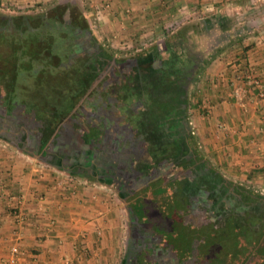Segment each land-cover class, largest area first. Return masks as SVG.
<instances>
[{
    "label": "crops",
    "instance_id": "0c3cea01",
    "mask_svg": "<svg viewBox=\"0 0 264 264\" xmlns=\"http://www.w3.org/2000/svg\"><path fill=\"white\" fill-rule=\"evenodd\" d=\"M6 9L18 11L6 13ZM70 19L85 21L86 28L78 31L87 33L80 36L115 60V69L137 64L134 57L126 56L131 49L133 55L161 54L162 61L167 52L175 54L170 46L176 41L166 40L173 32L186 47L185 64L201 71L196 74V87L200 85L193 114L196 125L191 122L210 168L228 185L251 184L258 193L264 191V101L254 98L248 83L257 78L264 88V0H0L4 123L24 134L40 132L39 139L46 140L42 149L56 147L61 135H70V142L77 135L88 147L111 146L112 154L123 158V144L112 140L118 138L117 131L124 133L127 124L124 96L111 93V85L102 77L91 82L79 79L78 72L73 73L76 67L68 70L70 64L63 56L58 59L50 45L57 24L64 20L71 28ZM25 33L36 42L24 45ZM100 38L109 42V48ZM159 60L153 59V66ZM236 89H242L240 100ZM114 96L119 100L115 102ZM105 110L113 119L106 117ZM111 186L57 169L0 139V264H6L11 245L21 251L17 264H206L212 260L197 252L199 245L203 247L202 238L196 237L190 214L177 212L172 223L164 219L167 208L175 204L171 196L145 193L136 205L132 199L120 201ZM241 189L244 192V186ZM241 196L247 203L253 200L248 193ZM118 202L139 222L137 235L143 228L149 231L144 240L153 241L148 247L151 254L142 256L143 250L132 241L131 224L121 221ZM126 204L133 206L131 211Z\"/></svg>",
    "mask_w": 264,
    "mask_h": 264
},
{
    "label": "flooded vegetation",
    "instance_id": "af4514ba",
    "mask_svg": "<svg viewBox=\"0 0 264 264\" xmlns=\"http://www.w3.org/2000/svg\"><path fill=\"white\" fill-rule=\"evenodd\" d=\"M61 18L65 19V16ZM69 22L71 28L66 26L64 20L60 21L54 42L50 39L54 55L58 59L64 57L70 64L68 70L76 67L73 73L78 72L79 79L82 76L84 81L91 82L102 77L111 85V93L124 96L123 113L127 124L124 133L117 131L119 136L112 141H121L118 144H123L125 155L123 158L121 154L113 155L109 150L111 146L102 150L88 147L86 143L78 141L77 135H73L74 142H70V135L65 134L61 135L60 141L56 139L60 143L55 145L61 147L50 145L42 149L46 140L44 137L39 139L40 132L21 133L10 127L9 123L5 124L6 119L3 120L1 116L0 139L57 169L113 185L120 201L123 198L132 199L138 205L144 200L145 193L171 196L175 203L173 210L179 216L183 211L190 214V223L197 230L196 237L200 235L204 239L202 235L212 229H222L228 219L235 224H244L245 218L249 217L256 227L259 226V213L255 214V211L263 207L264 199L258 197L247 203L241 196L244 193L242 189L228 185L212 170L194 143V132L189 127L187 113L196 69L185 66V61L179 62L182 70L180 76L172 65L167 67L163 62L152 67L150 72L153 74L150 73L149 77H145L138 64L115 69V60L98 51L94 42L80 36L86 31H78L82 29L79 21L70 19ZM30 41L36 42L34 38ZM162 58L160 54V61ZM113 99L116 102L119 97L114 96ZM4 100L0 99L3 111ZM125 206L128 212L133 207L129 204ZM262 214L264 216V212ZM126 216L131 224V239L143 250L140 251L141 255L151 254L148 247L153 241L144 240L146 236L150 237L149 231L143 228L141 235H137L135 230L139 222L131 214L127 213ZM180 221L188 224L187 221Z\"/></svg>",
    "mask_w": 264,
    "mask_h": 264
},
{
    "label": "trees",
    "instance_id": "16d2710c",
    "mask_svg": "<svg viewBox=\"0 0 264 264\" xmlns=\"http://www.w3.org/2000/svg\"><path fill=\"white\" fill-rule=\"evenodd\" d=\"M68 10L70 8L66 7ZM81 25L86 28V23L83 20ZM240 38V37H237ZM236 39V38H235ZM171 43L170 50H176L175 54H170L167 52L166 58L160 62L165 63L167 67L172 65L174 69L178 70V75L181 74V69L179 67V61H185L188 63L187 55L185 54L186 47L180 43L179 39L173 32L167 36L166 38ZM132 57L137 60V64L143 69L145 73V77L150 76V71L153 67L152 61L153 59H159L158 54L154 53H142L139 52L136 55H132ZM186 64L185 66H187ZM198 70H195L197 73ZM153 73H151L152 75ZM243 190V189H242ZM244 189L245 193H248L252 198L264 199V195ZM169 215L165 218V220H170L175 222V217L178 216L176 211L170 208ZM249 210H252L251 208ZM264 205L258 211H255L257 217L263 216ZM249 217L245 218V223L235 224L232 223V219H228L225 222L224 226L220 230L212 229L210 232L202 235V246L203 250H208V257H212V260L208 259L206 264H264V222L260 226H255ZM172 223V222H171ZM170 223V224H171ZM256 228L255 230H252Z\"/></svg>",
    "mask_w": 264,
    "mask_h": 264
},
{
    "label": "rangeland",
    "instance_id": "374dc122",
    "mask_svg": "<svg viewBox=\"0 0 264 264\" xmlns=\"http://www.w3.org/2000/svg\"><path fill=\"white\" fill-rule=\"evenodd\" d=\"M47 6V4L46 5H43V6H41V7H38V8H40V9H44L45 7ZM8 10H11V9H8ZM7 9H6V13H16L18 10H12V11H8ZM23 43H25L24 45H27L29 42H30V40L32 39V37H31V35L29 34H27L26 35V33L25 34H23ZM102 43H104V46H106V48H109V42L107 41V42H105L106 40H104V39H102V38H100L99 39ZM23 43H22V45H23ZM124 52H122V54H123ZM134 53H133V50L131 49V51L129 52V53H126V56H132ZM198 73H195V76H194V80H193V82H192V87L190 88V94H189V97H188V102H189V112L187 113V115H188V120L190 121V124H189V127H190V129L191 130H193L194 131V129H193V125H192V120L194 121V113L196 112L195 111V109H194V106L196 105V100L198 99V97H199V95H200V92H197L196 90L198 89V90H200V85L198 86V87H196V83H198V79H199V77H197L198 75L200 76V73H201V71H197ZM196 74H198V75H196ZM194 109V110H193ZM194 123H195V125H196V122L194 121ZM194 128H196L195 126H194ZM194 133H195V131H194ZM194 143H195V145L197 146V149L200 151V153H202V154H204L205 152H204V150H203V148H202V146H201V144H200V142L198 141V137H197V135L196 134H194ZM105 184H108V183H105ZM251 184H238V187H243L244 186V188L246 189V190H249L248 192H250L251 190L252 191H254L255 193L257 192V188L255 187V186H250ZM245 186H247V187H245ZM114 189H113V187L111 186V192H114L113 191ZM259 191V190H258ZM262 195H264V191H261L260 192ZM117 208L119 209V210H121V214H120V216H121V221H123V222H127V219H126V213H125V210H124V208H123V204L122 203H120V202H118L117 203ZM166 218V217H165ZM164 218V219H165ZM260 220L259 221H257L258 223L257 224H260V226L262 225V222H264V216H260V218H259ZM198 237V236H197ZM197 239V238H196ZM198 249H200L199 250V252H201V253H203V254H208L209 252H208V250L206 251V250H203V247L201 248L200 247V245H199V247H197ZM197 249V250H198ZM201 249H202V251H201Z\"/></svg>",
    "mask_w": 264,
    "mask_h": 264
},
{
    "label": "built area",
    "instance_id": "2783aa9c",
    "mask_svg": "<svg viewBox=\"0 0 264 264\" xmlns=\"http://www.w3.org/2000/svg\"><path fill=\"white\" fill-rule=\"evenodd\" d=\"M248 83L251 85L254 92V98L264 101V88L262 87L260 81L257 78H251ZM242 89L235 91V96L241 99ZM253 94V93H252ZM21 256V251L18 249L17 245H11L9 248V255L6 264H17L19 257Z\"/></svg>",
    "mask_w": 264,
    "mask_h": 264
},
{
    "label": "water",
    "instance_id": "95a60500",
    "mask_svg": "<svg viewBox=\"0 0 264 264\" xmlns=\"http://www.w3.org/2000/svg\"><path fill=\"white\" fill-rule=\"evenodd\" d=\"M105 112H106V115H107V110H105ZM103 115H104V113L102 114V116H103ZM106 117L109 118V119H110V118L113 119V117H112V115L110 114V112L108 113V115H107ZM103 121H104V119H103ZM104 122H105V121H104ZM97 137L101 138V135L98 134ZM113 139H117V137L114 136ZM103 148H104V145L101 146V147H99V146L96 147V149H98V150H102Z\"/></svg>",
    "mask_w": 264,
    "mask_h": 264
}]
</instances>
